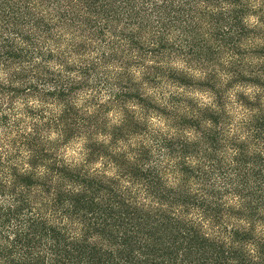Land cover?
Here are the masks:
<instances>
[{"label": "trees", "instance_id": "1", "mask_svg": "<svg viewBox=\"0 0 264 264\" xmlns=\"http://www.w3.org/2000/svg\"><path fill=\"white\" fill-rule=\"evenodd\" d=\"M261 25L264 0H0V264H264Z\"/></svg>", "mask_w": 264, "mask_h": 264}, {"label": "clouds", "instance_id": "2", "mask_svg": "<svg viewBox=\"0 0 264 264\" xmlns=\"http://www.w3.org/2000/svg\"><path fill=\"white\" fill-rule=\"evenodd\" d=\"M244 23L249 27H253L259 24V18L256 16H249L245 18ZM261 26L264 27V25ZM181 67H183V65H181ZM240 90L252 102L256 101V93H260L262 91L259 86H248L247 88H241ZM262 102H264V97H262Z\"/></svg>", "mask_w": 264, "mask_h": 264}]
</instances>
